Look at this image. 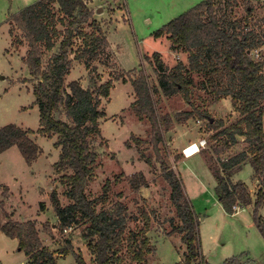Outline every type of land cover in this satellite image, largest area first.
<instances>
[{
	"label": "rangeland",
	"instance_id": "rangeland-1",
	"mask_svg": "<svg viewBox=\"0 0 264 264\" xmlns=\"http://www.w3.org/2000/svg\"><path fill=\"white\" fill-rule=\"evenodd\" d=\"M35 1L0 0V128L13 124L31 130L30 138L42 150L39 158L31 164L24 161L15 146L0 154V227L9 218L19 223L33 222L42 246L57 252L54 255L56 264H75L71 254H60L66 241L81 253L87 264H91V255L82 237L84 227L73 226L65 233L59 226L54 210L53 196L61 207L70 203L66 197L67 187L61 183V177L71 172L57 171L55 163L60 149L54 146L56 136L48 138L37 132L40 128L39 113L32 94L35 80L31 78L23 60L29 47L19 30L15 28L14 37L9 39L6 26L2 25L8 11L15 12L22 5H31ZM93 3L99 8L104 7L101 14L103 16L105 13L104 17H107L109 7L114 9L106 21H99L107 31L110 47L108 44L107 48L100 51L91 62V68H85L70 53L71 69L66 76V84L78 81L84 89L91 91L110 79L113 84L109 97L100 98V109L105 112V117L99 120L101 135L91 144L98 157L94 176L87 183L85 193L89 199L97 200L107 184L106 206L111 207L119 202L127 207L120 264H137L127 250L126 238L131 232H138L144 227L142 213L149 216L146 237L156 249L153 254L146 256L147 264H177L182 260L185 245L181 235L172 231L178 219L170 200V185L154 158V168L145 161L147 155H155L150 143L151 124L146 118L140 119L130 107L135 100L130 84L133 73L130 71L144 70L149 83L158 86L159 76L171 73L179 62L188 64L187 54L172 51L166 35L155 38L153 32L192 8L194 0H93ZM53 7L57 10L58 6ZM261 8L264 9V0H217L215 12L221 26L236 23L238 27L235 30L240 33H245L249 27L256 33H264V10L258 11ZM122 9H126L124 12L128 13L129 19L122 16ZM57 29L63 31L64 27L57 24ZM84 31L88 32L90 28L84 25ZM15 38L21 41L20 45L13 44ZM56 40L54 50L45 52L42 57L43 67L51 54L57 51L60 36ZM75 41L76 46L82 45L80 38ZM5 49L11 56L5 54ZM154 52L160 54L162 68L154 62ZM116 76L122 78L116 80ZM133 76L137 77L135 74ZM215 78L212 76V79ZM191 79V104L180 93L164 96L159 91L153 97L156 111L161 116L173 117L176 113L192 110V105L207 110L210 118L201 120L194 116L185 123H174L163 134L165 145H159L158 149L162 157L166 156L169 168L180 174L185 195L198 220L199 240L207 262L223 264L228 258L241 257L240 260L246 264H264V240L252 221L253 205L234 212L237 215H228L214 191L216 182L212 172L220 170L221 162L227 157L247 148L242 137L231 146L225 136L215 135L223 126L235 123L241 116L233 107L225 104L223 99L231 102L230 97L213 100L211 89L202 87L205 84L204 76L194 74ZM54 117L67 121L60 108L54 112ZM215 121H221L223 125L218 129L209 128L208 123ZM135 139L141 143H136ZM186 139L190 143L185 147L193 142L199 144L201 140H205V144L197 145L200 151L197 155L185 158L180 148ZM138 172L145 176L147 186L135 191L129 186L128 176ZM259 179L247 164L233 176L231 182H244L254 201L261 187ZM259 215L264 219V203ZM244 251L248 254H241ZM0 264H31V258L18 247L17 240L0 233Z\"/></svg>",
	"mask_w": 264,
	"mask_h": 264
},
{
	"label": "trees",
	"instance_id": "trees-1",
	"mask_svg": "<svg viewBox=\"0 0 264 264\" xmlns=\"http://www.w3.org/2000/svg\"><path fill=\"white\" fill-rule=\"evenodd\" d=\"M216 3L217 0H204L153 33L155 38L166 35L172 51L187 54V65L179 62L171 73L159 76L158 86L149 83L144 70L130 71L133 73L130 84L135 96L130 107L140 119L146 118L151 124L150 143L155 155H147L145 161L152 168L155 167L154 161L159 163L163 177L170 185V200L178 219L172 231L181 235L185 245L182 260L177 264L209 263L202 253L198 220L185 195L180 174L169 168L166 156L162 157L158 146L165 145L163 134L174 123H185L194 116L207 120L210 116L207 110L192 105L190 111L176 113L173 117L161 116L156 111L153 97L159 91L164 96L180 93L191 104V77L194 74L204 76L205 84L202 87L211 89L213 100L230 97L233 109L241 116L235 123L223 126L215 136H225L231 146L237 142L235 136H240L247 144L246 151L227 157L221 162L220 170L212 172L216 182L215 194L224 211L231 215L235 212V205L244 208L252 204V221L264 240V219L259 215L264 203V54H260L264 33H256L250 27L245 33H240L235 30L238 27L236 23L229 24L231 27L221 26L215 12ZM53 5L58 6L57 10ZM6 22L11 25L10 36L14 37L16 28L29 47L23 60L31 78L35 80L32 94L39 113L40 128L37 132L48 138L56 136L54 146L60 149L55 163L57 171L71 172L61 177V183L67 187L69 205L61 207L52 197L59 226L65 233L73 226L84 227L82 237L91 255V264H120L127 207L119 202L111 207L106 206L107 184L97 200L89 199L85 193L87 183L94 176L98 157L91 144L101 135L99 120L105 117V112L100 109V98L109 97L112 80L100 84L95 91L84 89L78 81L66 84V76L71 69L69 54L72 53L73 59L81 62L85 68H91V62L102 49L108 47L105 35L83 0H37L10 15ZM57 24H61L64 30L58 31ZM84 25L90 31H84ZM59 36L61 40L57 51L51 54L43 67L44 53L54 50ZM77 38L82 42L79 47L76 46ZM20 42L15 38L13 44L20 45ZM256 51L258 57L255 56ZM152 58L162 68L160 54L154 52ZM212 76L216 78L212 79ZM121 78L115 77L116 80ZM59 108L67 121L55 119L54 112ZM215 122L208 123V127L218 129L223 125L221 121ZM30 134L31 130L13 124L3 126L0 128V154L15 146L26 163H33L42 150L30 138ZM135 141L141 143L137 139ZM245 161L249 162L255 177L260 178L261 187L254 201L245 183H232L229 178V174L238 170ZM128 183L135 191L147 186V180L140 172L128 176ZM142 216L145 219L144 227L138 232H131L126 238L127 250L137 264H147L146 256L156 251L146 237L149 216L145 213ZM0 233L17 240L18 247L31 258V264H56L54 255L57 252L42 246L33 222L19 223L9 218L0 227ZM60 254H71L75 264H87L69 241H66ZM240 258H228L223 264H246Z\"/></svg>",
	"mask_w": 264,
	"mask_h": 264
},
{
	"label": "crops",
	"instance_id": "crops-1",
	"mask_svg": "<svg viewBox=\"0 0 264 264\" xmlns=\"http://www.w3.org/2000/svg\"><path fill=\"white\" fill-rule=\"evenodd\" d=\"M84 1V3L87 5V7L92 11V18L94 19V20H97V22H98V24L100 25V27H101V29H102V31H103V33H104V35H105V38H106V40H107V42H108V44H109V41H108V36H107V31H106V29L105 28H103V26H102V24L101 23H99V21L101 22V21H106L107 20V18L108 17H110L112 14H113V12H111L112 10H114V9H112L111 7H109L108 8V10H107V17H104V16H106V14L104 13V15L103 16H101V14L103 13V9H104V7L102 8V7H98V6H96L95 5V3H93V0H83ZM202 1H204V0H194V6H196L198 3H200V2H202ZM27 6H29V5H22V8H20L19 10H17V11H15V12H11V11H8V13H7V15H6V17H5V19H4V22L2 23V25H5L6 26V31H7V34H8V37H9V39H11L12 37L10 36V33H9V30L11 29V25L9 24V22H6V20L9 18V16L10 15H13V14H15V13H17L18 11H20L21 9H23V8H25V7H27ZM193 6V7H194ZM124 8H125V5H124ZM262 10H264V9H258V11H262ZM121 11H126V9L125 10H121ZM122 16H126L127 17V19H129L128 18V13L126 12H124V13H122ZM168 23V22H167ZM107 25V24H106ZM165 25V24H164ZM163 25V26H164ZM162 26V27H163ZM161 27V28H162ZM160 29V28H159ZM158 30V29H157ZM155 32V31H154ZM153 32V33H154ZM10 46V45H9ZM11 47H13V45L11 46ZM109 47H110V44H109ZM260 52L262 53V54H264V45L260 48ZM5 54H9L10 56H11V54L8 52V50L7 49H5ZM1 79H3V77L1 78ZM223 100H225V104L227 105V106H229V107H232V104H231V102L230 101H227L226 99H223ZM225 105V106H226ZM263 129H264V115H263ZM235 138L236 139H238V138H241L240 136H235ZM187 143H190L189 142V140L188 139H186L185 140V142H184V144H182V146H181V148H180V152H184V148H185V145L187 144ZM194 143V142H193ZM197 145H198V143H196ZM188 145V144H187ZM244 151H246V149L244 150ZM200 152V151H199ZM199 152H197V153H195V154H193L192 156H185V158H191V157H193V156H195V155H197ZM184 154V153H183ZM236 154H238V153H236ZM184 158V159H185ZM249 165V162L248 161H245V162H243V163H241L240 164V168L238 169V170H235V171H233L232 173H230L229 174V176L231 177V180H232V178H233V176L234 175H236L238 172H240L241 170H242V168H244L245 167V165ZM252 169V168H251ZM253 170V169H252ZM211 173V172H210ZM213 176V175H212ZM213 179H214V177H213ZM215 180V179H214ZM244 183V182H243ZM214 189H215V186H214ZM252 196V195H251ZM225 214V213H224ZM227 214V213H226ZM229 215V214H228ZM234 215H237L236 213L235 214H232V216H234ZM201 219L202 220H204L205 218L204 217H201ZM248 252L251 254V251L250 250H248ZM243 253H247L246 251H244V252H242L241 254H243ZM248 254V253H247ZM249 254V255H250ZM251 257H252V255H251ZM255 256H253V258H254Z\"/></svg>",
	"mask_w": 264,
	"mask_h": 264
},
{
	"label": "bare ground",
	"instance_id": "bare-ground-1",
	"mask_svg": "<svg viewBox=\"0 0 264 264\" xmlns=\"http://www.w3.org/2000/svg\"><path fill=\"white\" fill-rule=\"evenodd\" d=\"M183 150H184V152H183L184 155L187 157L192 156L196 152H199V148H198L197 144H195V143L185 147Z\"/></svg>",
	"mask_w": 264,
	"mask_h": 264
},
{
	"label": "built area",
	"instance_id": "built-area-1",
	"mask_svg": "<svg viewBox=\"0 0 264 264\" xmlns=\"http://www.w3.org/2000/svg\"><path fill=\"white\" fill-rule=\"evenodd\" d=\"M255 56L256 57H258L259 56V53L256 51L255 52ZM205 144V140H201L200 142H199V144H198V146H203ZM199 148V147H198ZM234 211L235 212H238L240 209H242L243 207H240V206H238V205H235L234 207Z\"/></svg>",
	"mask_w": 264,
	"mask_h": 264
}]
</instances>
